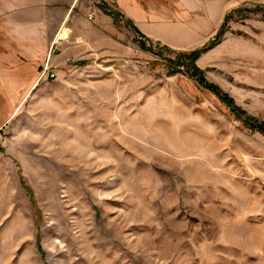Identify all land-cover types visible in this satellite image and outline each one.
<instances>
[{
	"label": "rangeland",
	"instance_id": "rangeland-1",
	"mask_svg": "<svg viewBox=\"0 0 264 264\" xmlns=\"http://www.w3.org/2000/svg\"><path fill=\"white\" fill-rule=\"evenodd\" d=\"M88 1L122 43L92 62L57 64L62 46L28 52L0 31V264H264V0L163 14L211 22L185 50L137 34L114 0ZM59 2L24 0L19 15L52 21ZM227 15L196 63L241 115L185 66L168 72Z\"/></svg>",
	"mask_w": 264,
	"mask_h": 264
},
{
	"label": "crops",
	"instance_id": "crops-1",
	"mask_svg": "<svg viewBox=\"0 0 264 264\" xmlns=\"http://www.w3.org/2000/svg\"><path fill=\"white\" fill-rule=\"evenodd\" d=\"M15 1L17 0H4L3 8L1 7L0 10V31L9 33L8 37L5 36L11 39L8 43L11 47H18L17 45L22 47L23 45L28 51V47L40 44L54 51V48L60 45L64 52L56 57L54 62L65 64L79 60L89 63L93 61L95 55L103 58V54L106 56L112 53L118 45H122L121 40L117 38L119 29L113 17L105 13L100 6L92 8L88 0H69V2L60 0L59 6L63 12L59 18L52 21L43 15L39 17L20 16L19 13L22 14V12L18 6L22 5L24 0H19V4ZM159 1L164 8L163 11L159 10L161 15L153 9L154 4H145L141 0H114V6L126 18L132 19L144 35L172 48L185 50L192 46L190 42L195 41L197 37L201 40L197 45L209 39L208 35H204L203 32L209 30L207 27L211 22L201 23L192 18L195 13L190 9L194 6L189 5L188 0ZM174 10H185L192 17L182 20L176 18L165 20L162 17L163 14L166 15ZM64 30H68L66 38L59 37ZM36 58L40 57L36 54L30 55V58L22 64L35 61ZM4 66H7V63ZM7 69L9 70L8 66Z\"/></svg>",
	"mask_w": 264,
	"mask_h": 264
},
{
	"label": "trees",
	"instance_id": "trees-1",
	"mask_svg": "<svg viewBox=\"0 0 264 264\" xmlns=\"http://www.w3.org/2000/svg\"><path fill=\"white\" fill-rule=\"evenodd\" d=\"M228 18H229V16L227 15L223 24L221 25L219 32L217 33L216 38L209 45H206L205 47H203L201 49L194 50L190 53H179L177 56V59H175V60L171 58L170 59L171 64L169 65V71L168 72L170 74H176L178 72H182L181 67L185 66L187 68V72L190 74L191 77H195L197 79V81L199 82V84L206 87L207 89H209L213 92H216L217 94L218 93L222 94V96L225 98V100H228V102L232 106L231 107L232 111L241 115V114H245V111L240 109V107L235 104V100L232 99L226 93H224L219 86H216V85L210 83L206 79L202 69L196 63L197 58L203 52H205L206 50H208L209 48L213 47L215 44H217L218 42L221 41L222 35L224 34V32L226 30L225 24H226V21L228 20ZM127 22L130 24V26H132L134 28V30L136 31L137 34L142 35V32L140 31V29L137 26H135L133 24V21L128 20ZM140 44L142 47L147 48V44L145 43V41H141ZM147 49L151 50V48H149V47ZM245 122L248 123L254 129H257V128H259L260 130L263 129L260 126L261 124H259L258 121L256 119H254L253 117L246 116Z\"/></svg>",
	"mask_w": 264,
	"mask_h": 264
},
{
	"label": "built area",
	"instance_id": "built-area-1",
	"mask_svg": "<svg viewBox=\"0 0 264 264\" xmlns=\"http://www.w3.org/2000/svg\"><path fill=\"white\" fill-rule=\"evenodd\" d=\"M56 76L55 73L53 72H48V74L46 75V78H54Z\"/></svg>",
	"mask_w": 264,
	"mask_h": 264
},
{
	"label": "bare ground",
	"instance_id": "bare-ground-1",
	"mask_svg": "<svg viewBox=\"0 0 264 264\" xmlns=\"http://www.w3.org/2000/svg\"><path fill=\"white\" fill-rule=\"evenodd\" d=\"M65 34H66V33H65ZM65 34H61L59 37H61V38H62V37H65V36H66ZM61 38H60V39H61ZM65 38H66V37H65Z\"/></svg>",
	"mask_w": 264,
	"mask_h": 264
}]
</instances>
